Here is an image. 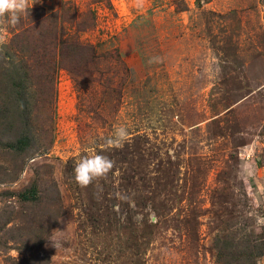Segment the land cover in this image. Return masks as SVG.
<instances>
[{
    "label": "rangeland",
    "instance_id": "374dc122",
    "mask_svg": "<svg viewBox=\"0 0 264 264\" xmlns=\"http://www.w3.org/2000/svg\"><path fill=\"white\" fill-rule=\"evenodd\" d=\"M26 6L0 18V264H264V0ZM93 150L114 167L81 186Z\"/></svg>",
    "mask_w": 264,
    "mask_h": 264
},
{
    "label": "clouds",
    "instance_id": "9594fccd",
    "mask_svg": "<svg viewBox=\"0 0 264 264\" xmlns=\"http://www.w3.org/2000/svg\"><path fill=\"white\" fill-rule=\"evenodd\" d=\"M27 14L26 0H0V18H7V22L16 25L22 15ZM151 62V61H149ZM129 131L125 126L116 128L112 137L106 138V146H120L127 137ZM114 167V162L102 152L93 150L92 154L80 157L74 168V180L81 186H88L96 179L107 175Z\"/></svg>",
    "mask_w": 264,
    "mask_h": 264
},
{
    "label": "trees",
    "instance_id": "16d2710c",
    "mask_svg": "<svg viewBox=\"0 0 264 264\" xmlns=\"http://www.w3.org/2000/svg\"><path fill=\"white\" fill-rule=\"evenodd\" d=\"M15 88H16V93H22V94H23V90L25 89V87H23L22 81L16 82ZM18 102L19 103H16V101H15V104L20 105V107H22L21 105H23L24 102H21L19 99H18ZM2 110H3V112L5 111L8 113L9 112V105L4 104L2 109L0 110V112ZM30 141H31L30 136L28 134H23L16 140L15 144H10L9 146H11V148H13L16 151H22L29 145Z\"/></svg>",
    "mask_w": 264,
    "mask_h": 264
}]
</instances>
